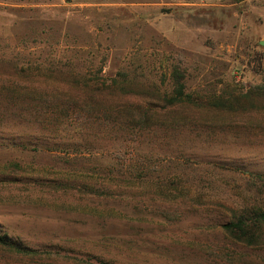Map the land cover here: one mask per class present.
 <instances>
[{
    "label": "rangeland",
    "instance_id": "obj_1",
    "mask_svg": "<svg viewBox=\"0 0 264 264\" xmlns=\"http://www.w3.org/2000/svg\"><path fill=\"white\" fill-rule=\"evenodd\" d=\"M259 41L264 0H0V236L35 251L0 246V264H264V235L246 246L219 227L264 208V117L141 127L5 73L124 74L169 93L176 72L186 94L218 97L264 84Z\"/></svg>",
    "mask_w": 264,
    "mask_h": 264
},
{
    "label": "trees",
    "instance_id": "obj_2",
    "mask_svg": "<svg viewBox=\"0 0 264 264\" xmlns=\"http://www.w3.org/2000/svg\"><path fill=\"white\" fill-rule=\"evenodd\" d=\"M37 69V70H36ZM32 69L9 65L5 73H13L22 81L36 80L41 86L57 85L66 88L71 101L89 111L110 113L122 108L133 111L138 126L147 127L165 117L195 119L198 115L228 116L232 118L260 115L264 117V84L249 86L245 90L227 87L223 95L204 98L184 92L183 75L173 72L172 88L162 93L152 84L115 76L110 80L88 79L71 70L59 68ZM11 71V72H10ZM178 115V116H177ZM93 193L99 194V191ZM105 195L104 193H100ZM231 220L219 226L234 242L253 246L264 235V208L230 209ZM0 246L17 254L31 256L35 251L12 243L0 236Z\"/></svg>",
    "mask_w": 264,
    "mask_h": 264
},
{
    "label": "water",
    "instance_id": "obj_3",
    "mask_svg": "<svg viewBox=\"0 0 264 264\" xmlns=\"http://www.w3.org/2000/svg\"><path fill=\"white\" fill-rule=\"evenodd\" d=\"M259 45L264 47V41H259Z\"/></svg>",
    "mask_w": 264,
    "mask_h": 264
}]
</instances>
